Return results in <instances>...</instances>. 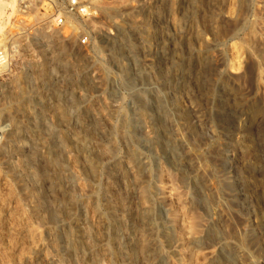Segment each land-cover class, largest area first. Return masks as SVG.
Listing matches in <instances>:
<instances>
[{
	"label": "rangeland",
	"instance_id": "rangeland-1",
	"mask_svg": "<svg viewBox=\"0 0 264 264\" xmlns=\"http://www.w3.org/2000/svg\"><path fill=\"white\" fill-rule=\"evenodd\" d=\"M94 7L0 0V264H264V0Z\"/></svg>",
	"mask_w": 264,
	"mask_h": 264
},
{
	"label": "built area",
	"instance_id": "built-area-1",
	"mask_svg": "<svg viewBox=\"0 0 264 264\" xmlns=\"http://www.w3.org/2000/svg\"><path fill=\"white\" fill-rule=\"evenodd\" d=\"M96 0H65L66 11L68 15H80L86 18H93L96 16L95 5ZM62 24V21H59ZM85 42H83L84 44ZM7 53L0 48V67L7 64Z\"/></svg>",
	"mask_w": 264,
	"mask_h": 264
},
{
	"label": "bare ground",
	"instance_id": "bare-ground-1",
	"mask_svg": "<svg viewBox=\"0 0 264 264\" xmlns=\"http://www.w3.org/2000/svg\"><path fill=\"white\" fill-rule=\"evenodd\" d=\"M119 39V38H118ZM120 42V41H119ZM163 191H164V197H165V200H169L170 201V199L169 198H171L172 197V191H173V188L171 187V186H168V187H163ZM172 199V198H171ZM181 215H182V213H181ZM182 219V222L183 223H185L186 224V218L185 217H182L181 218ZM187 227H189V226H187ZM183 228H184V230H187L188 231V235H189V237L190 238H188V239H192V240H195L196 238H195V235L193 234V231H192V229H189V228H186L184 225H183Z\"/></svg>",
	"mask_w": 264,
	"mask_h": 264
}]
</instances>
